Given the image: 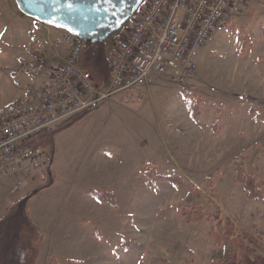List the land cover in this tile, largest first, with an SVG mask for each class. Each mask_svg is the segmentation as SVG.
<instances>
[{
  "label": "rangeland",
  "instance_id": "obj_1",
  "mask_svg": "<svg viewBox=\"0 0 264 264\" xmlns=\"http://www.w3.org/2000/svg\"><path fill=\"white\" fill-rule=\"evenodd\" d=\"M54 31L60 32L26 17L15 0H0V105L18 92L11 75L16 54ZM118 34L103 41L108 58ZM157 79L150 88L99 101L55 135L58 158L71 170L52 187L36 190L53 180L45 165L8 196H31L28 209L42 235L36 264H210L223 256L208 236L210 223L186 221L181 213L199 205L211 216L209 199L264 254V200L247 198L232 165L247 148L246 171L264 181V0H248L233 21L214 30L184 82ZM81 162L89 164L88 182ZM171 174L177 182L166 178ZM0 181L1 193L10 180ZM103 188L115 193L116 208L85 192Z\"/></svg>",
  "mask_w": 264,
  "mask_h": 264
},
{
  "label": "built area",
  "instance_id": "obj_2",
  "mask_svg": "<svg viewBox=\"0 0 264 264\" xmlns=\"http://www.w3.org/2000/svg\"><path fill=\"white\" fill-rule=\"evenodd\" d=\"M247 1L142 0L118 30L104 90L79 65L85 44L79 36L59 29L56 36L32 39L19 72L30 78L23 81L26 90L0 108V177L31 174L49 164L47 149L25 144L37 133L118 92L146 86L155 77L184 82L214 30L233 21ZM45 75L47 80L40 82Z\"/></svg>",
  "mask_w": 264,
  "mask_h": 264
},
{
  "label": "trees",
  "instance_id": "obj_3",
  "mask_svg": "<svg viewBox=\"0 0 264 264\" xmlns=\"http://www.w3.org/2000/svg\"><path fill=\"white\" fill-rule=\"evenodd\" d=\"M238 35L241 39L240 34ZM241 40L237 41V49L240 53L243 51ZM108 60L103 42L85 43L80 54L79 65L82 69L89 71L97 86L102 88L108 83ZM93 109L70 118L54 129L37 133L29 138L25 144L30 147L45 148L52 157L55 147V135L72 127ZM193 109L195 108H190L192 117L196 115ZM254 119L261 120V117L256 114ZM262 119L264 121V112ZM248 153L249 149L243 148L233 156V179L241 186L248 199L264 200V181L258 182L255 175L246 171ZM47 166L49 168V165ZM166 178L170 182L178 181L175 174L168 175ZM52 181V177L49 176L36 190L49 187ZM211 182V177L205 179L208 186H211ZM87 193L106 204L109 208H116L117 206L116 195L108 188H103L100 191L89 190ZM30 197L28 194L11 202L0 217V264L37 263L42 235L39 226L31 218L28 209L27 201ZM209 202L215 206L211 216H207L199 205L190 206V210L181 213L185 216L186 221L200 222L205 219L210 223L208 236L216 244L222 245L223 249V256L212 259L210 264H264V254L250 245L247 234L237 228L235 220L231 217L225 218L221 208L210 199Z\"/></svg>",
  "mask_w": 264,
  "mask_h": 264
},
{
  "label": "water",
  "instance_id": "obj_4",
  "mask_svg": "<svg viewBox=\"0 0 264 264\" xmlns=\"http://www.w3.org/2000/svg\"><path fill=\"white\" fill-rule=\"evenodd\" d=\"M142 0H15L24 15L79 36L103 42L134 14Z\"/></svg>",
  "mask_w": 264,
  "mask_h": 264
},
{
  "label": "crops",
  "instance_id": "obj_5",
  "mask_svg": "<svg viewBox=\"0 0 264 264\" xmlns=\"http://www.w3.org/2000/svg\"><path fill=\"white\" fill-rule=\"evenodd\" d=\"M27 17V16H26ZM57 33H59V32H55L54 31V34H56L57 35ZM27 58V52H24L23 54H16V65L14 66V68H13V70L11 71L12 73H11V75L14 77L13 79L15 80L17 77L16 76H19V77H21V80H20V82L21 83H16V81H15V83L19 86L18 87V92H16L15 93V95L13 96V97H11V99H9V100H7L6 102H4L3 104H1L0 105V108L1 107H3V106H5L6 104H8L9 102H11V101H13V100H16L17 98H19V97H21L22 95H23V92H24V90H25V85H23V81H24V78H25V76L22 74V73H19L20 72V70H21V66H22V61H24L25 59ZM158 77H155V78H153V80H152V82H150L148 85H146L148 88H150V86L152 85V84H154L155 83V81L156 80H158L157 79ZM25 79H28V80H30V78H25ZM161 79V78H160ZM159 79V80H160ZM28 80H26L27 82H28ZM47 80V77H46V75L45 76H43L42 78H40V82H45ZM169 80V79H168ZM25 81V82H26ZM99 150V149H98ZM74 160V159H73ZM49 168H50V170L52 171V173H53V181H52V184L49 186V187H52L54 184H55V182H56V178H57V176L58 175H61V174H64V173H67V172H70V170L69 169H64V166H62V164H61V159L60 158H58V145H57V141L55 140V147H54V151H53V155H52V157H50V160H49ZM89 164H87L86 166H84L83 165V163L81 162V163H79V166H78V170H80V169H83V166L85 167V169L84 170H82V178L85 180V181H89L90 180V178H91V174H89V166H88ZM60 167H62L61 169H60ZM80 167V168H79ZM29 176H31V174H17V175H15V176H12V177H8V179L10 180L9 182H10V185H6L4 188H2V192L0 193V204L2 205V208H3V213L5 212V210H6V207L11 203V202H13V201H15V200H18V199H21V198H23V197H20V198H17V199H15V200H13V201H7L8 199V196H11V194L14 192V191H18L20 188H21V186L24 184V182H25V180L29 177ZM0 178H7V177H0ZM3 183H1V181H0V187H1V185H2ZM49 187H47V188H49ZM45 189V188H44ZM89 190H86L85 192H88ZM28 195V194H27ZM26 196V195H25ZM31 199V197L28 199V200H30ZM29 212H30V215H31V218L33 219V215L31 214V211L29 210ZM3 215V214H2ZM33 221H34V219H33ZM35 222V221H34ZM36 223V222H35ZM37 224V223H36ZM38 225V224H37ZM39 226V225H38ZM39 228H40V226H39ZM40 230H41V228H40Z\"/></svg>",
  "mask_w": 264,
  "mask_h": 264
},
{
  "label": "bare ground",
  "instance_id": "obj_6",
  "mask_svg": "<svg viewBox=\"0 0 264 264\" xmlns=\"http://www.w3.org/2000/svg\"><path fill=\"white\" fill-rule=\"evenodd\" d=\"M60 30H63V29H60Z\"/></svg>",
  "mask_w": 264,
  "mask_h": 264
}]
</instances>
